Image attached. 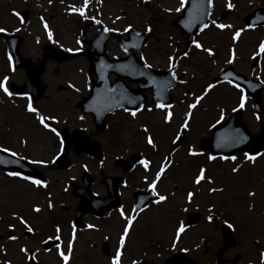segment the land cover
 <instances>
[{
  "label": "rangeland",
  "instance_id": "obj_1",
  "mask_svg": "<svg viewBox=\"0 0 264 264\" xmlns=\"http://www.w3.org/2000/svg\"><path fill=\"white\" fill-rule=\"evenodd\" d=\"M127 1L128 21L137 29H143L144 25L149 23V26L152 25L155 31L149 45L143 48L140 53L143 61L152 67H167L169 57L174 56V47L173 45L158 44L159 41L166 42L169 40L168 37L171 32L168 29L167 17L162 11H159L162 16L156 15L158 18L153 17L151 22L149 15L155 13L153 3L149 4L148 8H143L142 6L135 7V0ZM159 1L164 5H170L171 8L176 4L175 1L172 4L166 3L165 0ZM0 21L1 23L10 21V16L6 15V11L0 12ZM15 24L12 23L10 27ZM17 28L12 29L17 30ZM23 37L25 41L28 40L26 34ZM29 45L24 42L22 52L29 53ZM243 45H237L238 52L242 53ZM2 50L0 45V81H3L8 88L10 81L19 82L20 76L23 75L18 70L16 72L7 70ZM252 50V48H248L244 51L251 52ZM217 53L219 60L214 59L212 61L204 60L203 52L193 50L192 59L187 66L186 63L183 64V61L179 62L178 74L183 75L185 73L182 76L185 77L183 78L185 84L182 83L179 91L188 84V89L195 95L191 96V104L196 97H202L201 100L197 101L195 108L190 109L188 106L183 110L155 108L154 111L137 112L135 116L129 114L123 120L121 139L122 144L127 147L126 157L135 152L139 153V150L147 152L155 161V165L151 168L148 167L147 171L139 165L126 176L124 172L116 169L112 158L123 152L119 145L114 144L112 147L107 145L102 147L104 152H110V157L104 160V165L101 167L95 158V160H90L80 152L72 157L71 166L68 168L55 170L48 165L37 166L48 180L47 195L45 191H38L30 184L28 188L26 185L6 178L4 173H0V234H5L9 228H14L13 231L17 233V236L14 237L15 241L11 242L8 248V252L7 249L0 246V264H8V262L10 264H22L28 255L26 249H32V243H38L46 234L52 235L58 231L67 233L69 229L73 230L66 223L78 202L77 197L73 196L72 193H74L73 188L75 186H82V180L79 176L83 173V167L90 173L91 190L101 195L106 194V187L102 183L104 177L109 174H116V171L127 177L123 197H129L135 189L149 188L148 185L156 178V173L160 170L164 156L168 153L170 145L184 122L185 113H190V117L181 145L173 155V163L175 164L171 166V171L167 175L161 174L154 187V190L159 195H164L166 200L155 203L149 207L148 211L135 216L126 236L125 244L121 249L122 255L119 264H133L137 260H143L146 264H163L165 258L172 252L170 250L171 244L177 247L178 243L187 246L185 250L188 252L190 251L189 245H191L190 256L197 258V264H245V262L258 261L264 246V155L258 156L254 162H249L241 155L236 154L235 160L224 159L219 156L209 160L210 154L200 152L198 149L199 138L206 136L209 129L207 128L208 124L212 122L210 125H214L220 119L221 112L226 119V116L232 111L230 107L235 103V93L232 88L221 85L210 92L205 90L206 83H209L210 79L216 75L221 67V62L227 61L226 46L217 48ZM263 55L264 52H261V56ZM261 62L263 63L258 66L260 68L264 66V58ZM235 64L237 63L235 62ZM245 67L247 68V66ZM183 68H186L187 72L183 71ZM55 76L60 75L56 74ZM5 77L8 78L7 81H4ZM260 77L264 78V76ZM202 89H204V96H199L198 92ZM21 102L24 103V101ZM262 103L264 110V95ZM228 104H230V109L218 110V105L225 108ZM168 112H171L172 116L168 122H165L164 118ZM32 121V117L27 115L21 107L16 108L11 96L0 89L1 146L11 145L12 148L25 151L32 158H41L45 159V162H49L52 153L57 151V146L54 147L50 141L45 140L46 136ZM241 121L245 123L249 131H254L257 136L259 124L252 112L242 111ZM262 122L264 123V112ZM23 124L31 125V129H26ZM148 138L153 140L155 147L147 143ZM189 148L195 151L197 155H190ZM143 160H148V158L144 157ZM153 161H149V165ZM42 164L38 163V165ZM112 167L116 171L108 169H112ZM201 168L205 170L204 179L197 184L194 181L196 176L200 175ZM233 168H237V171L233 172ZM187 188H191L189 191L193 194L191 198L188 197L189 192H185ZM213 189L215 191H212ZM8 192H14L15 197L10 199L5 195ZM249 192L254 193V195L249 196ZM32 204L36 205L31 207ZM60 205H66L64 213L59 208ZM41 206L43 209L41 208L40 213L34 211L35 208ZM192 211L198 212L204 218L213 216L214 219L207 223L202 217L201 221L185 228L179 237H175L181 219L184 225V221L187 220L186 213ZM121 212L123 211L117 213L116 210H112L102 218L94 217L89 213L84 214L82 216L85 219L84 226L74 230V237L68 236V239L73 240L76 250L74 261L66 264H111L119 246V237L123 234V229L127 223L126 218L130 217L128 211L123 212V216ZM22 220L24 223H21ZM54 220L57 221V225L53 231ZM25 221L29 222L36 232L39 230V234L37 235L36 232L32 231L31 237L23 238V232L29 227ZM175 222H178L177 227H175ZM229 224L234 230L232 233L236 242L224 250L221 238L222 226ZM90 225L91 227H89ZM65 237L67 238V236ZM171 239H178V242ZM26 243L28 245L24 251H21L22 248L18 249L19 246H25ZM91 243H93L92 247L90 246ZM106 243L109 249L104 254L101 251V245ZM177 248H173V250L175 251ZM204 251L205 255L203 256ZM33 255L39 256V264H59L60 258L57 252V258L50 253Z\"/></svg>",
  "mask_w": 264,
  "mask_h": 264
},
{
  "label": "flooded vegetation",
  "instance_id": "obj_2",
  "mask_svg": "<svg viewBox=\"0 0 264 264\" xmlns=\"http://www.w3.org/2000/svg\"><path fill=\"white\" fill-rule=\"evenodd\" d=\"M165 1L168 4H172L175 1L176 4L171 8L170 5H164L159 0H135L134 6L148 8V5L153 3V11L155 13L149 15L151 22L154 19L153 17L158 18L156 15L162 16L159 11H162L165 17H167L168 29L171 34L168 37V41H159L158 44L173 45L174 47V56L172 57V61H169L168 64L170 65L172 63V65H174L173 72L178 79L177 86L170 90L172 100L170 108H172V110H183L191 102L192 91L188 89V84L184 85L183 89L179 91V88L182 86L181 81L185 78L182 76L185 73H183V75L178 74V65L179 62L181 63L183 61V64L186 63L187 66L192 59L191 54L193 50L196 52H203L205 55L203 58L204 60L213 61L214 59L219 60L217 48H224L226 46L227 61L221 62V67L217 73L224 68H232L231 73L233 74L242 75L247 78L251 77L264 83V78L260 77L264 76V66L262 68L258 67L259 64L263 63L261 61H263L264 58V55L261 56L259 48L260 42L264 41V0H212L211 6H209L208 0H184V7L181 8L180 12L176 11L177 8H180V0ZM127 3V0H87V3H85V0H0V12L6 11V15L10 16L9 22L6 21L1 23L0 21V28L4 29L3 34H0V45L3 48L2 56L6 66L9 67L8 63L11 65V61L6 50V40L3 35L17 36L19 38V41L17 43L14 41L13 45L16 43L14 47L18 49L19 55L28 62L27 69L25 67L16 68V70L22 72L23 76H20L19 82H13V88L18 87V85L22 84L28 77L36 78L37 86H43L40 97L35 101L31 99L30 94L26 93L21 97V95L10 90L12 93L11 100L14 102L16 108L21 107L23 109L25 103H30L32 107L36 109L33 114L27 115L32 117V122H34L46 136L45 140L50 141L52 146H57V151L52 153L51 160L56 157L58 154L57 152L60 151L61 153H66V156L71 161L72 157L77 155L78 152L76 150L80 143L84 141H96L101 145L103 151L102 160L97 162L99 167L103 166L104 160L110 157V152H104L102 148L104 145L112 147V145L115 144L119 145L122 149L123 153L113 156L112 160L116 169L124 172L126 176L131 173V171L135 170L134 168L136 166L140 165L139 161L143 160L144 157L148 158L149 161H153L152 156L150 157L149 154L147 155L145 153H139L138 155L140 157L135 158L133 163L129 165L120 161H128L132 157L130 155L126 157L127 147L122 144L121 139L123 120L128 117L129 112L125 111L124 107L115 109L105 115L103 126L100 131H97V124L90 112L91 109H95L97 105H100L99 103L102 101L101 98L92 96L95 94V88L93 87H100L105 83L106 88L100 91L111 92L113 85L120 86L121 91L124 89L127 91L129 88L133 90L138 89L137 82L132 80L131 76L129 78L125 75L116 76L113 67L110 65L114 59L121 60L126 58L128 53L127 48L132 50L137 46H139V51H131V53L135 57L141 59L142 56L140 53L142 49L147 47L154 37L155 31L152 25L149 26V23H146L143 29H137L128 21L129 10ZM229 4H231L232 7H228ZM73 8H83L84 16H81L79 11H73ZM185 10L190 14L194 13L196 16H205L206 14H209V16L207 23H205L208 27L203 28V26H201L197 29L193 36V42L184 52L185 36L182 35L181 28L177 25L176 18ZM117 17H120V19H117ZM195 20V25L201 23L200 18H196ZM97 21H100V23H97ZM213 21H215V23H213ZM185 22L186 24L188 23L186 29L192 26L191 19H188L187 16ZM12 23L16 24L10 27ZM216 24H223L226 27L218 28ZM45 25H47V28ZM129 25H131V28L125 31L124 29L128 28ZM12 28H17V30ZM106 28L112 29V31H104ZM146 29H150V35L144 43H142V37L140 44L138 40L140 36L136 34L132 35L131 33H144ZM237 30L242 31L240 36L234 40L233 36ZM49 32L52 34L51 39H49ZM24 34H26L28 38L27 41H25L23 37ZM261 38L263 40H260ZM77 41H79V43H77ZM24 42L30 44L29 53L22 52ZM194 42L199 43L201 48H196ZM239 44H244V50L248 48H252L253 50L251 52L243 50L242 53H240L237 50V45ZM204 49H209L212 54L209 55ZM55 50L61 53H59L58 56H54L53 52ZM184 53H187V55L185 56ZM229 61H231V63H229ZM235 62L238 65L235 64ZM239 63H241V65H239ZM244 63L245 65L243 66ZM245 66H247V68ZM183 71L187 72L186 68H183ZM56 74L60 76H55ZM140 82H146V80L141 78ZM32 84L36 85L34 82H32ZM183 84H185V82H183ZM221 85L232 88L235 93V103L230 107L233 110L240 104L241 92L239 89L243 87L237 83L234 84V82L223 81L213 85V88L210 90L212 91ZM237 85L239 87H237ZM29 88L30 90L33 89L31 86H29ZM141 93L145 96V99L139 112L143 110L148 111L149 109L150 111L156 110L155 108H157L156 105L158 103L151 99L150 90L140 91V94ZM243 94L245 96L243 112L248 111L253 114L254 97L245 92ZM89 95L91 97L88 99V104H85V97ZM263 95L264 90L261 91V102ZM21 101H24V103ZM221 109L223 111L227 110L226 108ZM41 117L47 118L45 119V123L49 125L48 128H45L43 125L39 126L38 119ZM16 123L17 121L15 124ZM23 125L26 129H31V125ZM99 125L100 124H98V126ZM51 128H55L59 136L51 131ZM250 132L255 135L254 131L251 130ZM63 143H65L64 148L62 147ZM1 144L0 142V148L8 149L9 152L16 153L17 156L24 160L30 162L40 161L43 163L42 165L34 163L36 166L43 167V165H50V161L45 162V159L32 158L28 156L25 151L12 148L10 147L11 145L1 147ZM28 151L30 152V150ZM81 154L93 160L89 155L82 152ZM154 165L155 161L149 165V168ZM106 166L108 167V164H106ZM108 169L115 170L113 167L112 169ZM101 171L100 169V172ZM165 171L170 172L171 170L165 168ZM0 173H4V176L11 179L13 182H19L29 188V182L17 176H9L4 170H0ZM41 176L44 177L42 182L47 183L48 180L46 176ZM106 176L123 177V180L119 183L117 188L119 198L118 204L106 211V213L112 210H116L117 213L119 211H128L129 213L133 206L134 193L141 189H135L129 197H123L127 177L117 171L116 174H109ZM76 187L77 189L81 188L79 185L75 186L73 192H75ZM47 188L48 186H45L42 191H46ZM5 195L10 199L15 197L14 192H8ZM72 195L78 198L75 193H72ZM65 207L66 205L59 206L62 212L66 210ZM149 207L151 206H145L144 209L137 213V216L148 211ZM106 213H104L103 216ZM202 217L203 220L205 219L206 221V217L204 218V216L200 215L196 223L201 221ZM13 218H15L14 215ZM84 220V218H81V220L75 218L74 208L72 215L70 214L68 217L66 225L68 226L69 223L73 225L74 223L77 227H83L84 224L82 222ZM196 223H186V226H192ZM12 229L15 230L14 228ZM23 233V238L32 236L31 233ZM38 234L39 233H37V235ZM69 235V233L58 231L52 235L46 234L38 243H32V249L28 250L25 248L28 243H26L25 246H19V250L22 248L28 251L25 262L22 264H26L30 258H33L36 264H39V256L33 255L37 253L40 255L43 253H50L51 255L54 254L57 258V252L60 258L59 264H66L67 262L74 261L76 249L73 245V240L68 239ZM91 235L93 236V234ZM16 236L17 233L13 231L9 233L6 232L2 235L0 234V246L3 249H7L8 252V248L11 242L15 241L14 237ZM57 236L59 239H56ZM65 236H67V238ZM45 240H51L50 245L45 247V245H43ZM171 240L178 242V239ZM23 241H26V239H23ZM57 244L60 245L59 249L56 247ZM92 245L93 243L90 244L91 247ZM171 245L172 247H170V250H172V252L170 255L184 252L186 255L190 256V252L185 250L187 246H182L178 243L177 247L179 248H177L174 247V244ZM86 246L88 247L87 244ZM189 246L191 250V245ZM173 248H177V250L174 251ZM108 249L109 246L107 243L101 245V251L104 254L107 253ZM226 249L227 248L224 250ZM33 251H35V253H33ZM63 255H67L69 259L64 261ZM204 255L205 251L203 253V256ZM194 258L197 264L198 260L195 256ZM8 264L10 263L8 262Z\"/></svg>",
  "mask_w": 264,
  "mask_h": 264
},
{
  "label": "water",
  "instance_id": "obj_3",
  "mask_svg": "<svg viewBox=\"0 0 264 264\" xmlns=\"http://www.w3.org/2000/svg\"><path fill=\"white\" fill-rule=\"evenodd\" d=\"M248 19V18H247ZM194 34V32H191L190 35L187 37V45L189 44V41H191V36ZM131 59V58H130ZM133 61H129L128 63V76H158L160 78V85L159 87H155L152 85V83H149L150 87H152V93L153 96L160 101L161 103H169L168 96V89L173 87L176 84V81L172 79L171 71H154L150 68H145L144 65H137L132 64ZM143 72L144 75H140L139 73ZM225 74V71L222 73ZM229 76H219L214 81L217 80H223L228 79ZM18 91H21V89H18ZM132 99H137V97H134L132 95H129ZM139 101H137L138 103ZM256 113L260 117L261 115V105H260V96L259 93H256ZM136 106V105H135ZM135 106H130L128 108L134 109ZM241 117L240 110L234 112L226 121L220 122L215 127H213L210 131V136L208 138H203L200 141L199 147L202 149L210 150L212 154H225L227 156L231 155L235 151L243 150L247 151L249 154H254L258 152L259 150L264 148V126L262 127L259 136L254 138L252 137L248 132L243 122L239 121ZM239 127V133L242 134L246 139L240 143L235 145H230L231 138L235 134V130H238ZM219 133V135H218ZM183 134V133H182ZM182 134L179 136L178 141L171 147L170 151H173L181 139ZM221 144L222 146L220 148H217V144ZM92 146L85 147L87 151H93V146L98 147V144L91 143ZM82 147H84L82 145ZM136 156H132L129 160L128 164L132 163ZM15 158L11 157H3L0 158V167H5L7 169H11L9 166L15 163ZM61 160L59 161V163ZM28 174L34 175L33 172L25 171ZM110 179H107V182ZM88 185V183H87ZM110 197L108 198H95L90 195L89 188L86 187L85 192L82 196L81 202L78 206L79 210H83L85 208H90L93 212L101 213L105 208L109 206L108 202L111 203V201L116 197V188H115V182L114 185L110 189ZM108 201V202H107ZM227 230V229H226ZM225 236V242H227V234H224ZM264 264V261L262 262Z\"/></svg>",
  "mask_w": 264,
  "mask_h": 264
},
{
  "label": "snow or ice",
  "instance_id": "obj_4",
  "mask_svg": "<svg viewBox=\"0 0 264 264\" xmlns=\"http://www.w3.org/2000/svg\"><path fill=\"white\" fill-rule=\"evenodd\" d=\"M85 3H87V0H85ZM208 3H209V6H211V4H212V0H208ZM183 7H184V0H180V8H177L176 11H177V12H180V11H181V8H183ZM228 7H232V5L229 4ZM72 10H73V11H79L80 15H81V16H84V10H83V8H81V9H75V8H73ZM117 19H120V17H117ZM97 23H100V21H97ZM213 23H215V21H213ZM186 26H187V25H186ZM45 27L47 28V25H45ZM207 27H208L207 24H203V28H207ZM216 27H218V28H224V27H226V26L223 25V24H216ZM229 27H230V26H229ZM250 27H251V26H250ZM129 28H131V25H129L128 28H125L124 30H125V31H128ZM3 31H4V29H3V28H0V32H3ZM104 31H112V29H107V28H106V29H104ZM146 31H150V29H146ZM241 31H242V30H237V31L235 32V34H234V36H233V39H234V40H235L237 37L240 36ZM51 35H52V34L49 32V39H51ZM137 35H139V34H137ZM77 43H79V41H77ZM194 43H195V42H194ZM195 47H196V48H201V45H200L199 43H195ZM259 48H260V51H261V52H264V41L260 42V44H259ZM204 51L208 52L209 55L212 54L211 51H210L209 49H204ZM184 55L186 56L187 53H184ZM141 59H143V57H141ZM169 61H170V62L172 61V57H169ZM229 63H231V61H229ZM144 67H145V68H150L151 65L145 63V64H144ZM139 74H140V75H144L143 72H140ZM175 78H176V77H175V75L173 74L172 79L175 80ZM7 79H8V78L5 77V78H4V81H7ZM149 79L152 80L151 77H149ZM181 83H183V81H181ZM237 87H239V86L237 85ZM212 88H213V85H212V84H209V85H208V89H212ZM0 89H2V90L5 92V94H7V95H9V96L12 95V93H10V92L8 91V88L5 86V83H4L3 81H0ZM239 90H240V92H241L239 107H240V108H243V107H244V102H245V96H244V94H243V93H244V89H243V88H240ZM201 99H202V97H196V98H195L196 101H199V100H201ZM126 102H127V103H130V104H134L136 101H135L134 99H127ZM196 106H197L196 103H193V104L188 105V107H189L190 109L195 108ZM156 107H157V108H164V107H166V106H165L164 104H159V103H158V104L156 105ZM167 107H171V105H167ZM27 110H28L29 112H35V111H36V109H34V108L32 107L31 104L28 105ZM139 110H140V109L138 108V109H136L135 111H132V112H131V115H132V116H135V115L137 114V111H139ZM149 110H150V109H149ZM234 110H235V109H234ZM125 111H128V109H125ZM171 116H172V113H171V112H168L167 115H166L165 118H164V119H165V122H168V121L170 120ZM185 116H186V119H185L184 123L181 125V127L184 128V129H187V127H188V122H189L188 119H187V117L190 116V113H185ZM45 119H47V118H45V117H41L39 122H40L45 128H48L49 125H48L47 123H45ZM223 119H224L223 112H221L220 119L217 120L216 123L219 124V123L221 122V120H223ZM50 130L53 131V132H55L56 135L59 136V133L56 132V129H55V128H51ZM218 135H219V133H218ZM177 139H179V137H177ZM245 139H246V137H244L242 134H240V133H239V130H235V134H234V136L231 138V141H230V145H229V146H231V145H235V144H240V143H242ZM174 142H175V141H174ZM147 143H148L149 145H152L153 147H155V145L153 144V140H152L151 138H148V139H147ZM221 146H222V145L219 144V143L216 145L217 148H220ZM3 151H8V149H3ZM189 154H190V155H197V153H196L195 151H193L191 148H189ZM11 155L15 156L16 153L13 152V153H11ZM260 155H264V153H259V152H257V153H255L254 155H250V154L247 153V152L244 153L245 160H247V161H249V162H254V161L256 160V158H257L258 156H260ZM222 158H224V157H222ZM226 158H227V159H231V160H235V159H236L235 156H230V157H226ZM165 159L168 161V164H171V160H170V159H168L167 157H166ZM208 159H209V160H213L214 157L210 155V156L208 157ZM31 163H41V162H40V161H31ZM139 163H140L141 165L144 166V168H145L146 171L148 170V165H149V161H148V160H140ZM166 167H167V165H162V166L160 167V170L156 173V178L153 179L152 183L148 185L149 189H154V187H155L157 181L160 179L161 174L165 171V168H166ZM232 171H233V172H236V171H237V168H233ZM204 173H205V170H204L203 168H201V169H200V175H197V176H196L194 182L197 183V184H199V183L201 182V180L204 179ZM8 174L11 175V176H19V175H20V173H18V172H10V173H8ZM23 178H24L25 180H31V182H32L34 185H41V184H42L41 180H39V179H32L31 177H28V176H25V177H23ZM212 191H215V189H213ZM152 194H153V195H156L155 191H153ZM248 194H249V196H253V195H254V193H252V192H249ZM192 195H193V194H192L191 192L188 193V197H189V198H191ZM165 200H166V197H165L164 195H159V196H158V200H157L156 202L159 203V202H163V201H165ZM49 207H51V205H49ZM34 211H37V212H38V211H40V209H39V208H35ZM121 215L123 216L124 213L121 212ZM126 219H127V223H126V225H125V227H124V229H123V234H121L120 237H119V242H118L119 246H118L117 249H116L115 257L112 259L111 264H119L120 257H121V255H122L121 249L123 248V246H124V244H125L126 236H127L128 233H129L130 226L132 225L133 220L135 219V217H127ZM208 219L211 220V219H213V217H212V216H209ZM21 223H24V221L22 220ZM228 226H229V227H232L231 224H229ZM26 227H27V225H26ZM89 227H91V225H90ZM184 230H185L184 225L181 224L180 227L176 230V235H177V237H179L180 233L184 232ZM27 231H28V232H32L33 229H32L31 227H27ZM56 239H59V237L57 236ZM56 247L59 249L60 245L57 244ZM21 251H24V249H21ZM68 259H69V257H68L67 255H63V260H64V261H67ZM260 259H261L262 261H264V252H261V253H260ZM133 264H135V262H133Z\"/></svg>",
  "mask_w": 264,
  "mask_h": 264
}]
</instances>
